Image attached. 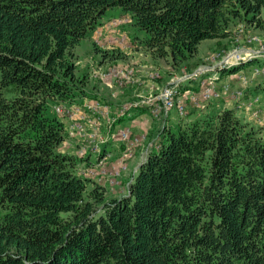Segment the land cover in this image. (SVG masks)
I'll return each mask as SVG.
<instances>
[{"label": "trees", "instance_id": "16d2710c", "mask_svg": "<svg viewBox=\"0 0 264 264\" xmlns=\"http://www.w3.org/2000/svg\"><path fill=\"white\" fill-rule=\"evenodd\" d=\"M111 7L172 69L234 20L264 31V0H0V264H264V132L235 109L163 129L118 197L58 149L52 106L89 78L71 49Z\"/></svg>", "mask_w": 264, "mask_h": 264}, {"label": "rangeland", "instance_id": "374dc122", "mask_svg": "<svg viewBox=\"0 0 264 264\" xmlns=\"http://www.w3.org/2000/svg\"><path fill=\"white\" fill-rule=\"evenodd\" d=\"M120 21V22H119ZM108 22H113L116 25H120L119 27V32H124L126 34L125 37L128 38V40H125L122 44H118V46H113L115 49L114 51L118 52H112L108 55L102 56V53L99 50H97V47L100 49H106L109 51L111 48L106 46L104 43L102 46H99L96 44L94 39L100 40L101 38H104L100 35L99 30L96 31L99 26L105 25ZM100 25L96 26V32H92L88 34L87 36L81 38L79 42L72 48V55L74 57V61L76 64V74L79 75L81 72H86L88 77L89 74L88 71L90 70L89 66H98V74H108L114 69H122V70H127V72L123 73V79H116L115 83H118L120 86L123 84H126L130 81L131 77V71L136 75L144 76V78H140L142 81L145 79V82H148L149 80L154 79V82L156 84H160V80L163 83L165 78L161 75L164 71V69H170L171 67L163 60L161 59H156V58H151L149 56V53L145 51L143 46L141 45L139 41V37L144 36V33L140 30H137L133 25L131 24V17L128 13L123 12L119 7H111L107 8L104 13L102 14L101 18L99 19ZM119 23V24H118ZM114 24V25H115ZM229 36H227L226 39V44L221 45L217 44L215 47H210L211 46V40L210 39H204L201 40L197 46V51L192 56L191 58L186 59L185 61L180 63V66L177 67L176 69H172L173 72L178 73L183 66V69H191L193 68L196 63L202 62L203 59H208L210 56V53L214 50H226V49H231L236 43V32L243 31V34L245 36L253 38V43H260L264 42V33L258 32H252V29L249 27L244 26L241 22H238L237 20H234L233 23L229 26ZM254 30V29H253ZM133 34L139 36L137 39H135V42H132V37ZM103 40V39H102ZM137 44V46L135 45ZM109 45V44H107ZM111 46V45H110ZM130 46V48H129ZM115 53V54H114ZM146 53V55H145ZM109 56V57H107ZM110 56L116 57V59H112ZM107 57V58H106ZM200 58L199 62H197L198 58ZM111 58V59H110ZM105 59V60H104ZM257 59L259 60V63L257 62V65L253 66H260L264 68V57H256L254 55H247L243 58H238L231 60L229 63H223V64H218L215 65V71L220 72L221 70H228L231 67L234 66H239L242 64L247 63L248 61ZM147 62L150 63L152 67L145 68L146 72L140 73L137 70V66H139L140 63ZM102 63V64H101ZM252 67V66H250ZM249 68V67H248ZM94 69V68H93ZM247 69V68H246ZM176 70V71H174ZM156 71L159 73V76L156 77ZM243 71V70H240ZM149 72V73H148ZM91 77L88 78L87 84L85 86V91L86 94L85 96L88 99L84 100H91V98L99 99L103 101L104 103L110 104V108L113 109V106H116L122 102L129 101L130 99H134V93H132L128 97L126 96L127 91H124L120 88L115 87L111 82H108L109 78H102V77H97L96 74L91 73ZM208 75V76H207ZM94 76V77H93ZM147 76V77H146ZM212 76V78H211ZM215 78V80H208ZM132 80V79H131ZM196 81H205L207 84H217L218 79L217 75L214 73H211V71H203L199 72L196 74ZM196 81H182L176 86L173 87L172 89V96H183L184 92L187 91L185 88H188L187 86ZM133 82V81H132ZM135 83V81H134ZM117 84V85H118ZM163 85V84H162ZM259 87V86H257ZM144 90H147L148 87H143ZM142 89V88H140ZM88 91V92H87ZM125 97V98H124ZM225 98V97H223ZM219 100H223L220 98ZM226 100V99H224ZM229 101V100H227ZM103 102H97L96 105V114H92V122L94 124H98V128L93 130V139L94 142H97V146L91 150L90 148V140H84L82 143H84V147H80L81 145H77L76 148L72 147V149L75 150L77 157L80 159V162L78 164H85L88 163V161L84 160L85 154L87 152H90L92 158V162L96 161L97 159H102L103 160V167L102 166H90L89 168H92L93 173L99 175H102L101 169L104 170L103 173H106L105 178H95L92 174H84L80 173L76 170V173L82 177L89 178L93 180L94 182L99 183L101 186H103L106 190L104 193L105 197H118L122 194L125 193L126 187L128 182L133 178L136 168L138 166L137 162L141 158V155L146 153L151 147V149H157L159 146V133L165 129V128H174L175 126L179 125L180 123H184L188 121L189 119H194L200 117L204 112L200 111L201 107H194L192 105L186 104V113L184 116H180V118L177 116V114L174 112L171 114L170 117H159L155 120V112L151 110V105L148 106H142L137 108V111L143 109L145 111H148L145 116L149 117L152 122L151 126L148 128V130L145 131V133L142 131V135L140 138V144L137 145L136 149H134L131 154L127 156V160H125V165L123 166L122 170H120L119 175L115 177L116 181H114L113 174H112V169H120L116 160L118 159L120 155L121 148L120 146H115V154L113 155L112 152L108 153L110 154L109 157L107 156H102L101 155V144L105 143L104 138L102 137L101 134V128H109V130L115 129L116 125V120L118 117H125L127 114H121L118 117H113L111 120L109 119V115L105 113V107ZM210 101H203V107L204 109L206 108V104ZM222 103V101H220ZM230 102V101H229ZM223 104V103H222ZM230 105V104H229ZM64 106V105H61ZM112 106V107H111ZM219 108L221 107L220 105L218 106ZM72 108H79L80 109V116L81 117H89V103L88 102H82V104H74L72 105ZM171 109H177V102H171ZM212 109V108H211ZM210 109V110H211ZM233 109L237 110L238 112H235L237 116L242 118L244 121H248L253 123L252 121L248 120L245 114L242 111H239V108L235 105H233ZM203 110V109H202ZM53 111L61 118L64 127H65V139L63 142L60 144L61 147L65 146L64 141H67L66 143H72L71 141H79V138L77 136V132H71L69 134L68 131V126H67V119L63 118V115H61L60 110L57 108H53ZM212 111V110H211ZM241 112V114H240ZM130 116V115H129ZM164 120L166 122H164ZM254 124V123H253ZM256 125V124H254ZM258 126V125H256ZM262 128V131L264 132V125L260 126ZM113 132V131H112ZM133 134H139L138 132L140 131H134ZM102 133L105 136L104 130ZM140 133V134H141ZM69 143V144H70ZM107 143V142H106ZM81 144V143H80ZM59 145V146H60ZM114 145V144H113ZM151 145V146H150ZM118 147V148H117ZM138 148H140V152L136 151ZM59 149V147H58ZM63 149V148H62ZM60 150V149H59ZM106 151H104L102 154H105ZM140 154V155H139ZM146 157V155H145ZM145 157H142L139 161L141 163ZM101 172V173H100ZM107 179H109L113 184L107 185Z\"/></svg>", "mask_w": 264, "mask_h": 264}, {"label": "built area", "instance_id": "2783aa9c", "mask_svg": "<svg viewBox=\"0 0 264 264\" xmlns=\"http://www.w3.org/2000/svg\"><path fill=\"white\" fill-rule=\"evenodd\" d=\"M120 22V21H119ZM236 34V43L231 49L226 50H214L210 53L208 59H203L202 62L197 63L191 69H181L178 73H175L173 78H171L166 84L158 85L154 82V79L150 80L147 86V82H143L139 75H132V80H135L136 87H149L148 95L137 94L134 96V99L129 101L122 102L112 108L110 104L104 103L103 101L95 98L91 100L80 99L81 102L89 103V117L79 116V108H71V103L68 106H61L60 102L55 103L52 107L60 110L61 115L65 116L67 119L68 131H77V136L79 138V145L83 139H90V148L92 149L97 145V142H93L92 129L98 128V124L92 122V113H95V103L103 102L105 107V113H108L110 117L117 116L119 114H137V108L141 105H151V110L155 112V120L159 117L167 116L170 110H174L177 116H184L186 113V107L184 104L183 96H171V87H173L179 81H195V72L200 70H210L218 76L217 84H207L205 81H196L197 93L189 94L188 98L193 106H201L202 100L213 99L219 100L220 98L225 97V99L232 101L233 105L239 108V111H242L248 120L252 121L258 126L264 125V94H254L249 97L245 96L244 89L252 81L257 80L264 83V68L260 66H252L237 72L235 75L239 79L241 85L238 87H232L227 81L219 80V72L215 71V64L228 62L233 58L242 57L244 55H254L264 56V42L252 43V38L245 36L243 31H238ZM126 34L123 32L119 34L117 43L122 44L125 40H128L127 37L124 38ZM127 70L114 69L108 74H97V65L94 66V70H89L88 73H94L97 77H107L109 81L116 80L123 77V73ZM159 73L156 71V77ZM170 102H177V109H170ZM112 107V106H111ZM133 111V112H132ZM105 131V136L102 133V137H112V143L115 146H120L121 151L118 159L115 163L119 168L122 167L126 159L127 154L137 146L139 143V134H133V129L131 126L125 125L115 130H108V127L102 129ZM113 131V132H112ZM151 146V145H150ZM118 148V147H117ZM151 150L149 147L148 151L141 155L145 157L147 153ZM140 158V159H141ZM139 159V161H140ZM139 161L137 164H139ZM90 166H102V159H97L94 162H88L85 164H77L76 170L82 173H91L95 178L104 179L106 173H103L104 170L101 169L100 177L99 175L93 173ZM103 167V166H102ZM112 176L114 181L115 177L119 175L118 169H112ZM107 185L110 186L112 182L107 179Z\"/></svg>", "mask_w": 264, "mask_h": 264}, {"label": "crops", "instance_id": "0c3cea01", "mask_svg": "<svg viewBox=\"0 0 264 264\" xmlns=\"http://www.w3.org/2000/svg\"><path fill=\"white\" fill-rule=\"evenodd\" d=\"M115 23H113V22H108L107 24H105V25H101V26H99V28L96 30V28L92 31V34H93V32H96V31H98L99 30V33H100V35L102 36V37H104V38H101L100 40H97V39H94V41L96 42V44L97 45H99V46H102L104 43L106 44V46H108L109 48H111V49H113L114 47L113 46H118V43L116 42L117 41V39H118V36H119V34H121V33H123V32H119V27H120V25H114ZM119 24V23H118ZM228 29H230V27L228 28ZM96 30V31H95ZM248 30H251L252 32H257V30L256 29H248ZM258 32H260V33H264V31H258ZM103 39V40H102ZM226 39H227V37H225V38H215V39H210L211 40V46L210 47H215L218 43L219 44H221V45H224V44H226ZM132 42H135L134 40H132ZM107 44H109V45H107ZM111 45V46H110ZM136 46H137V44H135ZM129 48H130V46H129ZM71 52H72V49H71ZM145 55H146V53H145ZM194 56V55H193ZM191 58V57H190ZM200 58L201 57H199L197 60V62H199V60H200ZM102 64V63H101ZM197 64V63H196ZM90 67V70H94L93 68V66H89ZM148 67H152L151 66V64L150 63H145V62H143V63H140L139 64V66H137V70H138V72H140V73H144V72H146V69L145 68H148ZM97 68H98V66H97ZM168 68V67H167ZM164 69V71H163V73L161 74L162 76H163V78H165V80L166 81H164L163 83L161 82V80H160V84L162 85H164V84H166L171 78H173V76H174V74H175V72H173V70H172V68H170V69ZM246 68V67H245ZM181 69H183V66L181 67ZM180 69V70H181ZM245 70H247V69H245ZM174 71H176V70H174ZM132 73H131V79H132V75H136L134 72H133V70L131 71ZM240 72V71H239ZM149 73V72H148ZM236 73H223V74H220V72H219V80L220 81H227V82H229V84L232 86V87H238V86H240L241 85V83H240V81H239V79H237V77H236V75H235ZM92 75H91V73L89 74V77H91ZM208 76V75H207ZM94 77V76H93ZM147 77V76H146ZM141 78H144V76H141ZM211 78H212V76H211ZM130 79V81L131 82H128V83H126V84H123V85H119L118 83H115V81L114 80H111V81H109L108 80V82H111L115 87H117V88H120V89H122V90H124V91H127V93H126V96L128 95V97H131L130 95L132 94V93H134V95L136 96L137 94H140V95H148L149 94V87H148V89L147 90H144V88L143 87H136V82L134 83V81L135 80H131ZM217 79H218V76H217ZM208 80H215V78H213V79H210V77H209V79ZM133 81V82H132ZM145 81V79H143V82ZM148 81H150L149 79H148ZM118 84V85H117ZM263 84L264 83H262L261 81H257V80H252L246 87H245V89H244V93H245V96L246 97H249V96H251V95H254V94H264V90H263ZM147 86H148V82H147ZM147 86H144V87H147ZM257 86H259V87H257ZM188 88H185L187 91H185L184 92V95H183V100H184V104H185V107H186V104H187V106L188 105H192L191 104V102H190V100H189V98H188V95L189 94H194V93H197V85H196V83L195 82H192L191 84H190V86L188 85L187 86ZM140 88H142V89H140ZM189 94H188V93ZM125 98V97H124ZM83 99H88L87 97H84ZM223 100H213V101H210V102H208L207 104H206V110H209V109H222V108H233V103H232V101H227V99L226 100H224L225 98H222ZM220 101H222V103L220 102ZM230 104V105H229ZM221 106L220 108L218 107V106ZM193 106V105H192ZM114 107V106H113ZM115 108V107H114ZM113 108V109H114ZM133 112V111H132ZM148 112V111H143V110H139V111H137V114H131L129 117H127V116H125V117H118V115H117V117H118V119L116 120V125H115V128H118V127H121V126H125V125H128V126H131L132 127V129L134 130V131H140V130H142L144 133H145V131L146 130H148V128L151 126V122H152V120L149 118V117H147V116H145L146 115V113ZM175 111L174 110H170L169 112H168V117H170L171 116V114L172 113H174ZM235 112H238L237 110L235 111ZM240 114H241V112H240ZM242 115V114H241ZM167 116H166V118H168ZM164 122H166L165 120H164ZM112 130V129H111ZM113 130H115V129H113ZM105 132V131H104ZM101 134H102V128H101ZM104 140H105V143H103V144H101V146L100 147H102L101 148V155L102 156H107V157H109L110 156V154H108V153H110V152H112L113 153V155L115 154V152L116 151H114L115 150V145H113V143H112V137H104ZM67 141H64V147L62 146L61 147V145L59 146V149H60V151L61 152H65V153H69V154H76V152H75V150L74 149H72V147H74V148H76L77 147V145L79 144V141L78 142H76L75 140L74 141H71L72 143H66ZM107 142V143H106ZM81 146L80 147H84V143H82L81 142V144H80ZM63 148V149H62ZM140 150V148H138L136 151H138V152H140L139 151ZM104 151H106V153L105 154H102ZM142 152V151H141ZM140 152V153H141ZM77 155V154H76ZM140 155V154H139ZM92 158L93 157H91V154H90V152H87L86 154H85V158H84V160H86V161H88V159H89V161L88 162H92Z\"/></svg>", "mask_w": 264, "mask_h": 264}, {"label": "bare ground", "instance_id": "6f19581e", "mask_svg": "<svg viewBox=\"0 0 264 264\" xmlns=\"http://www.w3.org/2000/svg\"><path fill=\"white\" fill-rule=\"evenodd\" d=\"M245 35V34H244ZM252 43H253V38H252ZM245 56H247V55H244V56H242V57H238V58H243V57H245ZM256 57H264V56H256ZM255 57V58H256ZM238 58H233V59H231V60H234V59H238ZM230 60V61H231ZM230 61H228V62H224V63H229ZM218 64H223V63H217V64H215V65H218ZM203 71H210V70H200V71H196L195 72V81H196V74L197 73H199V72H203ZM211 73H213V72H211ZM92 74H94V73H92ZM97 74H98V68H97ZM159 76V74L157 75V77ZM102 78H107V77H102ZM119 79H123V78H119ZM114 81H116V80H114ZM180 82H182V81H179L178 83H176L174 86H176L177 84H179ZM173 86V87H174ZM173 87H171V96H172V89H173ZM203 101H213V99H205V100H202V107H203ZM81 104H82V102H81ZM96 105H97V102L95 103V113H92V114H96ZM142 106H148V105H141L140 107H142ZM194 107H201V106H194ZM71 108H72V103H71ZM170 109H171V102H170ZM154 112V111H153ZM106 114H108V113H106ZM121 114H119L118 116H120ZM129 115H131V114H129ZM79 116H80V109H79ZM114 117H117V116H114ZM63 118H66L65 116H63ZM111 118H113V117H110V120H111ZM94 129H96V128H93L92 129V137H93V130ZM108 130H109V128H108ZM71 132H77V131H70V133ZM141 135H142V133L139 135V143L138 144H140V138H141ZM104 138V137H103ZM84 140H90V139H83L82 141H84ZM81 141V142H82ZM80 142V143H81ZM93 142H94V139H93ZM137 144V145H138ZM97 146V145H96ZM96 146H94L91 150H93ZM137 147V146H136ZM136 147L135 148H133L128 154H127V156L129 155V154H131V152L134 150V149H136ZM127 156H126V159L125 160H127ZM125 161H124V164L122 165V167L119 169V172H120V170H122V168H123V166L125 165ZM102 165H103V160H102ZM80 173H82V172H80ZM84 174H91V173H83V175Z\"/></svg>", "mask_w": 264, "mask_h": 264}]
</instances>
